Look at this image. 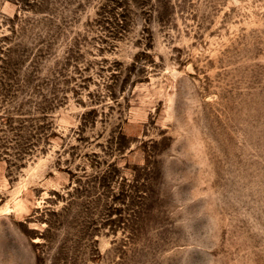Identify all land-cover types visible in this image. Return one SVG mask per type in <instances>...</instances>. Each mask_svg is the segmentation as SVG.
I'll return each mask as SVG.
<instances>
[{
	"label": "rangeland",
	"instance_id": "374dc122",
	"mask_svg": "<svg viewBox=\"0 0 264 264\" xmlns=\"http://www.w3.org/2000/svg\"><path fill=\"white\" fill-rule=\"evenodd\" d=\"M0 264H264V0H0Z\"/></svg>",
	"mask_w": 264,
	"mask_h": 264
}]
</instances>
